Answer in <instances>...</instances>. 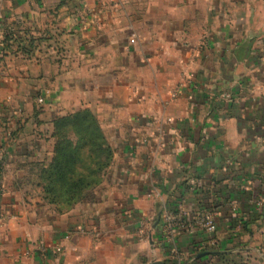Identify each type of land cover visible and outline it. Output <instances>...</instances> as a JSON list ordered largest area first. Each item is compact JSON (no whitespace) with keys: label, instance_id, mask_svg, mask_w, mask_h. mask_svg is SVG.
Returning a JSON list of instances; mask_svg holds the SVG:
<instances>
[{"label":"crops","instance_id":"obj_1","mask_svg":"<svg viewBox=\"0 0 264 264\" xmlns=\"http://www.w3.org/2000/svg\"><path fill=\"white\" fill-rule=\"evenodd\" d=\"M82 110L111 154L60 206ZM0 264H264V0H0Z\"/></svg>","mask_w":264,"mask_h":264},{"label":"trees","instance_id":"obj_2","mask_svg":"<svg viewBox=\"0 0 264 264\" xmlns=\"http://www.w3.org/2000/svg\"><path fill=\"white\" fill-rule=\"evenodd\" d=\"M53 137V162L41 168L46 198L60 206L72 204L80 188L91 185L95 173L106 166L99 157H109L111 153L97 119L88 110L58 118Z\"/></svg>","mask_w":264,"mask_h":264},{"label":"built area","instance_id":"obj_3","mask_svg":"<svg viewBox=\"0 0 264 264\" xmlns=\"http://www.w3.org/2000/svg\"><path fill=\"white\" fill-rule=\"evenodd\" d=\"M136 41H137V36H136V35H132V36L129 38V42H130V44H135ZM173 96H174V98H176V97H177V94L174 93ZM161 121H163V118H162ZM173 121H174L173 118H167V120H166L167 123H172ZM163 134H164V136H165L166 131H164ZM166 144H167V143H166L165 141L162 142V145H163V146H166ZM154 168H155V166H152V169H153V170H154ZM166 221H167V224L170 225V224L173 222V219H172V217L167 216V217H166ZM201 226H202L205 230H207V231H209V232H214V231H216V230H217V224H216V217H215L214 213H206V214L204 215V217L202 218V220H201ZM139 232H140V235H141V236H146V235H147V228H146V224H145V223H142V224L140 225ZM44 251H45V249H44ZM56 251H58V252H60V253L63 252V247H62V246L58 247Z\"/></svg>","mask_w":264,"mask_h":264},{"label":"rangeland","instance_id":"obj_4","mask_svg":"<svg viewBox=\"0 0 264 264\" xmlns=\"http://www.w3.org/2000/svg\"><path fill=\"white\" fill-rule=\"evenodd\" d=\"M14 23V21L13 22H11L9 25L10 26H12L13 28H15V25H17V24H15ZM16 28H17V26H16ZM30 27H29V24L28 25H26L24 28H23V30H22V38L24 39H22L24 42L26 41L27 43H29L30 41H31V38H32V36H31V34H30V29H29ZM18 38V39H17ZM5 40L6 41H8V43L10 44V45H14L15 44V42L16 41H19V40H21V39H19V37H14L13 35H6V38H5ZM9 137V136H8Z\"/></svg>","mask_w":264,"mask_h":264}]
</instances>
